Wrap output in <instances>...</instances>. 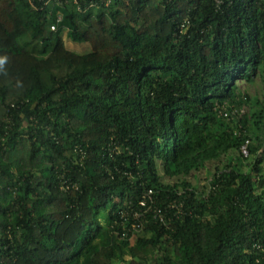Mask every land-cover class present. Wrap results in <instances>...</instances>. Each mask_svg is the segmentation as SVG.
Segmentation results:
<instances>
[{"label":"trees","instance_id":"1","mask_svg":"<svg viewBox=\"0 0 264 264\" xmlns=\"http://www.w3.org/2000/svg\"><path fill=\"white\" fill-rule=\"evenodd\" d=\"M256 82L264 0H0V264H264Z\"/></svg>","mask_w":264,"mask_h":264},{"label":"rangeland","instance_id":"2","mask_svg":"<svg viewBox=\"0 0 264 264\" xmlns=\"http://www.w3.org/2000/svg\"><path fill=\"white\" fill-rule=\"evenodd\" d=\"M66 47L70 48L71 50L78 52V53H87L89 51V48L86 45H76L71 43L69 40H67V38L65 37V35H63ZM264 85L256 82L255 85L253 86H245L244 84H240V88L241 89H246L249 93L250 96V100L251 103L255 102V101H263L264 100ZM248 107L244 106L243 107V111H247ZM226 158H223V160L225 161ZM246 162H243V164L245 165ZM208 170H212L210 167H208ZM242 170H245V168H242ZM204 175L205 173H202V176L200 178V183L202 184L204 182Z\"/></svg>","mask_w":264,"mask_h":264},{"label":"built area","instance_id":"3","mask_svg":"<svg viewBox=\"0 0 264 264\" xmlns=\"http://www.w3.org/2000/svg\"><path fill=\"white\" fill-rule=\"evenodd\" d=\"M51 29L53 30L54 28L51 27ZM240 113H243V110H241ZM249 144H250V140L249 139H245V140H243L242 144L240 145L239 151H240V154L244 158H246L248 156V146H249Z\"/></svg>","mask_w":264,"mask_h":264}]
</instances>
